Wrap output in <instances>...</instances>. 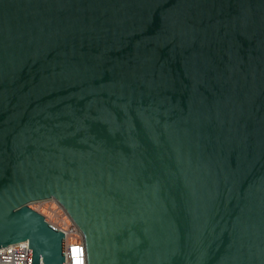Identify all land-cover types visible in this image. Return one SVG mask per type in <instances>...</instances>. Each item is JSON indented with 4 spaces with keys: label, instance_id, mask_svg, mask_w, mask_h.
<instances>
[{
    "label": "water",
    "instance_id": "1",
    "mask_svg": "<svg viewBox=\"0 0 264 264\" xmlns=\"http://www.w3.org/2000/svg\"><path fill=\"white\" fill-rule=\"evenodd\" d=\"M264 264V0H0V248L66 264Z\"/></svg>",
    "mask_w": 264,
    "mask_h": 264
},
{
    "label": "built area",
    "instance_id": "2",
    "mask_svg": "<svg viewBox=\"0 0 264 264\" xmlns=\"http://www.w3.org/2000/svg\"><path fill=\"white\" fill-rule=\"evenodd\" d=\"M60 211L55 220L46 216L48 223L63 231L66 236V264H86V248L83 235L63 207L54 199ZM56 210V209H55ZM28 242H19L0 248V264H27ZM43 264V263H41Z\"/></svg>",
    "mask_w": 264,
    "mask_h": 264
},
{
    "label": "rangeland",
    "instance_id": "3",
    "mask_svg": "<svg viewBox=\"0 0 264 264\" xmlns=\"http://www.w3.org/2000/svg\"><path fill=\"white\" fill-rule=\"evenodd\" d=\"M30 206L46 216L50 220H55L57 215H59L60 208L58 204L53 200H45L30 203ZM56 209V210H55ZM61 212V211H60Z\"/></svg>",
    "mask_w": 264,
    "mask_h": 264
}]
</instances>
